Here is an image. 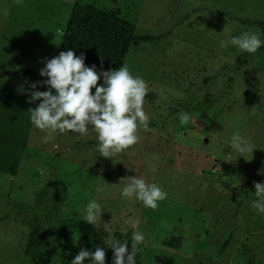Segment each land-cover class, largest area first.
Returning <instances> with one entry per match:
<instances>
[{
  "label": "rangeland",
  "instance_id": "1",
  "mask_svg": "<svg viewBox=\"0 0 264 264\" xmlns=\"http://www.w3.org/2000/svg\"><path fill=\"white\" fill-rule=\"evenodd\" d=\"M76 3L135 26L125 64L148 86V127L108 159L92 128L32 124L17 176L0 174V264H71L81 248L128 232L145 237L136 264H264V213L252 207L253 181H264V44L221 47L244 32L264 41V0H0V86L27 95L26 80L45 79L38 61L56 56ZM237 133L253 154L231 148ZM134 175L167 193L155 210L121 195V178ZM93 200L103 210L96 225L82 220Z\"/></svg>",
  "mask_w": 264,
  "mask_h": 264
},
{
  "label": "clouds",
  "instance_id": "2",
  "mask_svg": "<svg viewBox=\"0 0 264 264\" xmlns=\"http://www.w3.org/2000/svg\"><path fill=\"white\" fill-rule=\"evenodd\" d=\"M16 2L19 4L20 0ZM262 44L264 41L260 39L259 34L244 32L239 37L222 42L221 47L233 45L242 51L255 53ZM85 60L83 52L77 56L75 51L69 48L50 59L38 61L44 64L39 69V75L45 79L36 82L26 80L27 87H21L28 95V103L39 101L38 106L27 111L30 113L31 123L40 130L86 135L89 128H92L97 134L96 151L99 156L112 159L139 142V127H148L150 117L144 110L148 86L142 77H134L131 74L127 64L118 69L104 70L102 58L98 71L96 64L87 66ZM39 87H46L47 90L39 91ZM178 118L183 124H187L191 119L190 115L183 111L178 114ZM48 140V136L42 138L44 143ZM230 145L240 157H244L246 153L253 154L256 149L239 133L231 137ZM257 175H264V167L258 170ZM121 179H126L121 195L125 198L135 197L146 208L155 210L158 201L167 198V193L157 184L147 183L143 177L134 175ZM253 185L257 199L253 201L252 207L264 213V181H253ZM102 212L99 203L90 201L82 220L96 225ZM144 239L143 233L133 232L130 250L129 241L110 240L107 246L113 251V264H136L139 253L137 246ZM86 261L88 264H106L104 248L97 246L94 251L81 248L71 260V264H85Z\"/></svg>",
  "mask_w": 264,
  "mask_h": 264
},
{
  "label": "trees",
  "instance_id": "3",
  "mask_svg": "<svg viewBox=\"0 0 264 264\" xmlns=\"http://www.w3.org/2000/svg\"><path fill=\"white\" fill-rule=\"evenodd\" d=\"M138 44L135 26L122 19L115 12H105L92 5L76 3L61 36L60 47L56 55L69 48L79 56H86L85 64L97 65L100 70L103 58V69H118L125 64L131 48ZM24 76L38 80L32 71H23ZM28 95L13 91L7 86H0V174L15 177L18 174L22 159L27 154V142L31 130V107L39 101L28 103ZM132 232L116 234L114 240L129 241ZM227 239L221 246L220 253L229 246ZM106 260H112L113 251L107 245L102 246ZM248 264H253L251 261Z\"/></svg>",
  "mask_w": 264,
  "mask_h": 264
}]
</instances>
